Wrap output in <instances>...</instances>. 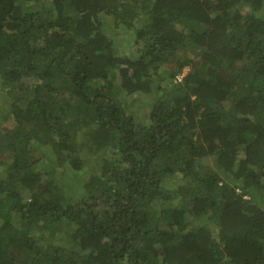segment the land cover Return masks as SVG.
<instances>
[{"label": "trees", "instance_id": "trees-1", "mask_svg": "<svg viewBox=\"0 0 264 264\" xmlns=\"http://www.w3.org/2000/svg\"><path fill=\"white\" fill-rule=\"evenodd\" d=\"M0 98V264H264V0H0Z\"/></svg>", "mask_w": 264, "mask_h": 264}, {"label": "rangeland", "instance_id": "rangeland-1", "mask_svg": "<svg viewBox=\"0 0 264 264\" xmlns=\"http://www.w3.org/2000/svg\"><path fill=\"white\" fill-rule=\"evenodd\" d=\"M109 24L110 26H112L113 24V19L112 17H110L109 19ZM110 38L113 40L114 44L116 47L119 48V50L125 54H133L134 52H132V50H134V47H131V43L134 39V32L126 29L123 25L121 27L118 28V30L116 32L110 33ZM187 67H185L183 69V72H186ZM181 77V76H179ZM150 95L147 93H135L132 96H123L122 100L127 103V105L130 107V110L132 111L133 116L135 117L136 121H140L142 122L144 120V114L147 112L148 110V101H149ZM1 101V98H0ZM90 163H86V165L84 166L85 168H83V172H81L79 174V176H84L85 175V170L88 169V167H94L92 165H90ZM56 174L57 176L61 177L60 171L57 168L56 169ZM259 183L256 186V189L261 186L264 183V176L262 178H260ZM257 199L258 201L263 205H264V190H259V194H257ZM264 207V206H263ZM55 234H59V237H57V239H63L64 237L62 236H66L68 234V229L66 228L64 223H60L58 225H56V228L53 229V231L50 233L48 238L54 239V235ZM55 240V239H54Z\"/></svg>", "mask_w": 264, "mask_h": 264}]
</instances>
